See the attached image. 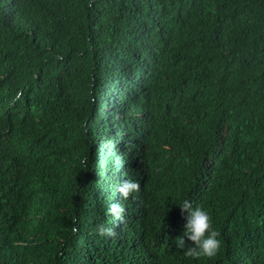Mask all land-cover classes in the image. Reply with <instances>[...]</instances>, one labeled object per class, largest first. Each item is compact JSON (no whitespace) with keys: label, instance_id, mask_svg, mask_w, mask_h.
Segmentation results:
<instances>
[{"label":"trees","instance_id":"16d2710c","mask_svg":"<svg viewBox=\"0 0 264 264\" xmlns=\"http://www.w3.org/2000/svg\"><path fill=\"white\" fill-rule=\"evenodd\" d=\"M185 199L212 258L174 242ZM226 254L264 264V0H0V264Z\"/></svg>","mask_w":264,"mask_h":264},{"label":"clouds","instance_id":"9594fccd","mask_svg":"<svg viewBox=\"0 0 264 264\" xmlns=\"http://www.w3.org/2000/svg\"><path fill=\"white\" fill-rule=\"evenodd\" d=\"M138 180H124L117 191L127 200L132 193L140 191ZM181 213H187L186 224L183 233L175 238L178 248L184 250L186 257L199 259L202 257L212 258L218 254L221 247L220 233L212 227V217L206 209L197 205L193 207V202L185 199L179 206ZM118 221H123L125 208L122 204L112 203L108 209ZM100 235L115 236V230L103 225L99 226ZM186 240L191 242L186 244ZM236 254H226L223 264H231Z\"/></svg>","mask_w":264,"mask_h":264}]
</instances>
